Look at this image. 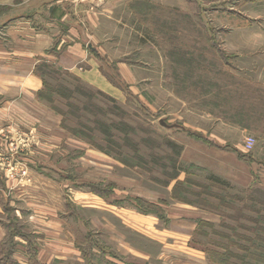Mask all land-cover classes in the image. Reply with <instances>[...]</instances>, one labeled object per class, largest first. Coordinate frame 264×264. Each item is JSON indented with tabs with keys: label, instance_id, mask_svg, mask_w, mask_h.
Returning <instances> with one entry per match:
<instances>
[{
	"label": "rangeland",
	"instance_id": "1",
	"mask_svg": "<svg viewBox=\"0 0 264 264\" xmlns=\"http://www.w3.org/2000/svg\"><path fill=\"white\" fill-rule=\"evenodd\" d=\"M26 21L50 45L36 93L0 58V264H41L40 210L80 252L65 264H260L264 0H51Z\"/></svg>",
	"mask_w": 264,
	"mask_h": 264
},
{
	"label": "crops",
	"instance_id": "2",
	"mask_svg": "<svg viewBox=\"0 0 264 264\" xmlns=\"http://www.w3.org/2000/svg\"><path fill=\"white\" fill-rule=\"evenodd\" d=\"M49 1L51 0H0V6L2 7H7L6 10H3L0 12V29L4 28L10 24H12V27H16L14 29V33L18 30L19 36L21 38H18V44H24L27 48V50H19L20 53V58L16 60L17 54L15 52V56H12V53L5 52L0 54V58L2 59L3 62H12L16 64H21L24 68L27 74H24L21 72L20 76L17 78L18 80H23L25 83L21 82V85L24 84V92L30 94V90L33 93H36L40 88H41V83L40 81L35 77H32L30 72L32 73L34 66L36 64L38 56H42L43 48L49 47L50 44L47 43V40L44 38V36L36 30H34L31 25L29 24L28 20L31 17H34V15L38 14L41 8L45 7L48 5ZM55 2H59L61 0H54ZM22 34H24L25 38L24 41L22 42L21 39L23 38ZM14 42V41H13ZM73 48H70V51H66L67 54L72 55ZM68 55V57H69ZM62 62L67 63V60L64 59L60 63L62 66L68 68L70 66H65ZM68 65V64H66ZM30 74V75H29ZM86 80V82H90V84H95L98 83L100 80L99 77H94L92 80V77H83ZM5 83L9 82V77H2ZM18 82V85H20V82ZM22 92V91H21ZM3 94H9L10 92L2 91ZM22 95V94H20ZM15 109L18 111L25 112L26 107L24 106L23 108L19 107L18 105H14L11 107L10 110ZM8 111L6 110V113ZM28 127H31L30 121L26 122ZM34 128L32 129H37V134L39 135L38 132V127L33 126ZM56 129L60 128L59 122L56 123ZM40 129V127H39ZM41 133V131H40ZM50 135V133H48ZM13 197V196H12ZM19 198L22 196H18ZM16 198L14 200V203L17 205L20 200L19 198ZM25 198V197H24ZM23 198V200H24ZM32 202L34 199H29ZM52 200V199H51ZM16 212H19L18 209L14 208ZM30 210V209H29ZM28 210V211H29ZM4 203L0 201V218L2 215V219L0 220V242L6 239L9 234V228L5 223V217L4 215ZM39 214V215H38ZM31 215L30 217L32 218L33 221H37L38 219L36 217H39L40 222H42V230L43 228H48L49 224L45 225V223L42 220H47L49 223L54 224L55 227L52 229L51 233H53L55 238H50V243L49 245H44L42 249L38 252L37 260L41 264H54V263H61L65 264V262H69L76 257H80V252L78 251V248H76L75 244L69 241V238H65L66 241H59L57 239V235L55 232H57V228L59 224L58 216L56 213H52L51 211L43 213L42 210H40L38 213L36 211H33V213L28 214ZM38 215V216H37ZM42 218V219H41ZM49 233L47 231H44L42 235V239H45L48 237ZM43 243V241H42ZM23 244H20L17 246V251L21 252V256L24 254V248L22 246ZM24 257V256H22ZM35 259V257H34ZM19 260V259H18ZM64 262V263H63ZM20 263V262H18ZM22 264V263H20ZM66 264H71V263H66Z\"/></svg>",
	"mask_w": 264,
	"mask_h": 264
},
{
	"label": "trees",
	"instance_id": "3",
	"mask_svg": "<svg viewBox=\"0 0 264 264\" xmlns=\"http://www.w3.org/2000/svg\"><path fill=\"white\" fill-rule=\"evenodd\" d=\"M105 132L106 131V127H104L103 129ZM215 180H218L216 178H214ZM202 225H208V226H212L208 223H200V226ZM251 245H252V248H254V250L257 252V255L253 256L252 258L260 263V264H264V238L260 237V235H257V237L255 238L254 241H251ZM243 251H246L247 252V255H250L248 253V251H250V249L248 248H242ZM235 258L239 259V260H242L243 258L240 259V257H238L237 255H234ZM231 264H234V263H231ZM246 264H250V262H247Z\"/></svg>",
	"mask_w": 264,
	"mask_h": 264
},
{
	"label": "water",
	"instance_id": "4",
	"mask_svg": "<svg viewBox=\"0 0 264 264\" xmlns=\"http://www.w3.org/2000/svg\"><path fill=\"white\" fill-rule=\"evenodd\" d=\"M89 48L91 49V46H89ZM92 50V49H91Z\"/></svg>",
	"mask_w": 264,
	"mask_h": 264
},
{
	"label": "built area",
	"instance_id": "5",
	"mask_svg": "<svg viewBox=\"0 0 264 264\" xmlns=\"http://www.w3.org/2000/svg\"><path fill=\"white\" fill-rule=\"evenodd\" d=\"M249 144V143H248Z\"/></svg>",
	"mask_w": 264,
	"mask_h": 264
}]
</instances>
